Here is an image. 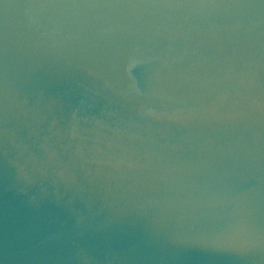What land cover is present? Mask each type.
Segmentation results:
<instances>
[{"label":"water","instance_id":"1","mask_svg":"<svg viewBox=\"0 0 264 264\" xmlns=\"http://www.w3.org/2000/svg\"><path fill=\"white\" fill-rule=\"evenodd\" d=\"M0 264H264V0H0Z\"/></svg>","mask_w":264,"mask_h":264}]
</instances>
